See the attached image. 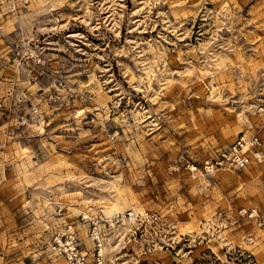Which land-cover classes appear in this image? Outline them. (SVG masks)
Instances as JSON below:
<instances>
[{
	"label": "rangeland",
	"instance_id": "rangeland-1",
	"mask_svg": "<svg viewBox=\"0 0 264 264\" xmlns=\"http://www.w3.org/2000/svg\"><path fill=\"white\" fill-rule=\"evenodd\" d=\"M243 134L264 0H0V264L97 222L104 264H264V162L215 164Z\"/></svg>",
	"mask_w": 264,
	"mask_h": 264
},
{
	"label": "built area",
	"instance_id": "built-area-1",
	"mask_svg": "<svg viewBox=\"0 0 264 264\" xmlns=\"http://www.w3.org/2000/svg\"><path fill=\"white\" fill-rule=\"evenodd\" d=\"M262 162H264L263 139L256 134H243L220 151L215 164L216 166L227 165L241 170L251 163L259 165ZM127 216L131 218L133 213H128ZM146 216L153 217V215ZM258 216L256 212L246 209H241L237 217L230 216L227 211H219L216 215V223L219 229H227L240 218L257 219ZM231 219L235 221L233 222ZM90 237L93 248L89 250L79 239L73 225H67L64 233H56L53 236L52 247L54 251H59L63 255L66 264H104L100 252L102 233L98 230V222L93 223Z\"/></svg>",
	"mask_w": 264,
	"mask_h": 264
},
{
	"label": "bare ground",
	"instance_id": "bare-ground-1",
	"mask_svg": "<svg viewBox=\"0 0 264 264\" xmlns=\"http://www.w3.org/2000/svg\"><path fill=\"white\" fill-rule=\"evenodd\" d=\"M239 136V135H238ZM237 136V137H238ZM236 137V138H237ZM253 164H256V163H251L249 166H247L248 168H250V167H252L253 166ZM247 167H245V168H247ZM233 168V167H232ZM106 211H107V214L109 215V216H111V213H112V210L111 209H106Z\"/></svg>",
	"mask_w": 264,
	"mask_h": 264
}]
</instances>
